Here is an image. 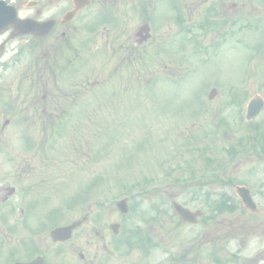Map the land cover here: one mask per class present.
<instances>
[{"label": "rangeland", "instance_id": "obj_1", "mask_svg": "<svg viewBox=\"0 0 264 264\" xmlns=\"http://www.w3.org/2000/svg\"><path fill=\"white\" fill-rule=\"evenodd\" d=\"M263 16L264 12H238L237 21H241L240 19H261ZM258 35V32H254L246 38V42L250 43L248 44L250 47L236 44L232 50H226L222 54V57L221 53H218V55L213 54V60L207 61L203 68L198 69V71H203L201 74L199 72H197L198 74L189 72L197 71L195 69L201 67L203 63L200 62L199 56L194 55L192 50H188L189 61L188 63H182L179 68L184 72L187 70L190 76L185 79L184 84L179 85H175L173 81L178 79L182 74L174 76L156 74L153 77L158 80L156 84L151 85L149 82V86L141 84L140 87L138 84L132 85L129 82L132 83L131 80L135 74L132 70L127 69L116 70L117 74L110 76L105 82H102L103 77H106V72H103V76L101 75L100 71L103 70V61H101L99 55H95L93 69L94 73H97V76L85 71L78 78L84 79L85 76L90 77L88 82L95 78L100 84L94 87V92L91 95L88 93V89L78 93V90L75 92L73 89L72 94L77 93L73 101L74 110L78 112L86 109L89 112H94L100 108L101 110L98 113H101L98 120L89 116L72 117V122L74 123L69 124H74V127L78 123H84L79 131L81 135L80 133H76V135L82 136L81 141L77 140L79 136L72 139V133L66 131L63 137L58 140L57 154L48 157L50 160H47L45 155L36 154V156H31L29 152L25 153L24 157L28 159L29 163L33 161L32 165L36 168L39 167L45 171L52 169V174L55 178L61 176V180L57 179L58 189L61 185L60 181L62 183L70 181L68 175L71 174L72 200L75 198V195L85 190L84 181H87L89 177H93V175L98 174L101 170H112L108 173L102 171V176L104 178L107 176L113 177V181L107 180L106 184H100V189H95L92 183L88 185L89 188L86 190V193L89 195V198L83 204L72 207L73 217H77L85 212L98 213L104 209L103 212L106 214L104 217L110 220L114 218L116 213L115 202L123 196L128 198L129 211L126 219L132 225L138 223L135 214L137 212L148 211L151 202L153 203L156 200L162 211L166 213H171L170 206L173 200L184 204V206L191 210L199 208L203 212L210 213L207 206L208 200L204 193L207 189L205 188L204 192L198 193L196 185L200 186L202 184L201 181L205 174L206 166L211 162V158L215 154L221 155L222 145L228 146L231 142H236L240 139L246 142L249 140V135L247 134L249 126L247 123L250 122H246L244 118H242L244 121L238 119L236 123H232L233 126L235 125L236 128L234 129L236 131H230L222 138L216 132L218 131L217 121L220 116L228 117L229 120L234 115L235 109H227L226 107L230 98L233 97L231 93L229 94L230 79L243 82L241 76L245 75L244 72L248 67L249 56L259 51L258 47L256 49L251 47L253 42L259 40ZM239 36L242 35H238L237 39ZM108 55L110 56V53ZM108 62H110L111 66H115L117 62L121 61L109 58ZM171 64L173 67H177L174 61ZM32 67L31 62L24 66L25 73L28 76L27 84L39 82L37 81L36 74H30ZM249 68L252 71H259L257 73L262 72L261 69H263L259 61L252 60ZM259 76L264 77V75ZM9 78L11 80L19 78V76L16 77L14 74H11ZM149 78L148 75L142 72V81H146ZM44 82L60 84L66 81H62L58 77L53 79L52 76L49 78L45 76ZM247 82L249 83L250 80ZM252 85L253 87L248 92V95L261 94L262 89L259 87V83H256V79L252 81ZM177 86H182L183 88H177ZM211 87L218 89V97L213 101H208L207 94ZM145 88L149 90L148 96L152 100L156 92L160 100L157 101L155 99L152 102L149 97L142 98L141 93ZM199 90L200 99L198 100L196 94L199 93ZM151 92H155L154 95L152 93L153 98L151 97ZM94 96L97 98L94 99ZM199 101L202 107H199V105L197 108ZM112 105H117L116 108L119 111L117 117H113L114 108ZM104 106L109 107L106 108ZM205 106H208L212 110L213 116L211 118L202 117L208 114L205 113ZM201 109L204 113H200ZM197 112L199 113V118L196 117ZM162 113L165 115H161ZM140 117L142 120H140ZM2 123L3 119L0 118V128ZM143 123H146L147 127L143 126ZM88 125L92 129L95 127L96 130L99 129L98 139L95 138L93 130L85 133ZM103 125H107L105 130L103 129ZM228 125H231L230 122H228ZM41 126L46 128V132L48 130L51 131L50 124L41 125L35 122L32 123L27 131L39 138L38 132ZM147 128L150 129L151 133ZM6 131L14 134V139L17 140V143L22 129L17 125L16 120H13L10 127L5 129ZM86 135L93 139L89 140ZM142 139L145 141L139 144ZM40 141V139H36L33 144L36 152L40 149L37 144ZM263 142L264 139L262 144L256 146L257 154H240L236 159L229 161L225 171L222 170L220 172L221 177L228 178L231 176L237 179V182L231 183L229 186L210 185L209 191L214 194L225 193L227 195H234L233 186L236 184H245L247 186L246 180L252 170V176L249 177L248 181L255 188V191H253L255 199L261 205L260 182L262 177V160L260 154L262 153ZM138 144L139 151L137 154L141 158V163L134 164L129 170L128 175L133 181L136 179L142 181L144 177L159 175L160 178L158 180H146L149 187H151L150 190L153 192L151 194L155 199L149 197L146 191L137 193L138 190H135V199L131 201V197L124 194L121 185L118 183V180L123 178V170L130 165L126 160L134 153ZM79 146L82 148H78ZM103 152L106 155L110 154L108 157L102 158ZM85 166L88 167L86 168ZM176 166L182 168L179 178H176V176L173 178V175L169 176V173L166 174L171 167ZM113 171L117 172L118 176H120L119 179L116 178V174ZM45 173L51 172L47 171ZM59 195H61L60 189ZM97 203H99L100 207H97ZM170 216H165V221L171 224L173 220L167 219ZM222 222V231L225 232L227 225H225L224 221ZM187 227L186 231L180 233L189 240L196 239L197 234L200 233V226ZM247 251L252 252L251 249Z\"/></svg>", "mask_w": 264, "mask_h": 264}, {"label": "flooded vegetation", "instance_id": "obj_2", "mask_svg": "<svg viewBox=\"0 0 264 264\" xmlns=\"http://www.w3.org/2000/svg\"><path fill=\"white\" fill-rule=\"evenodd\" d=\"M173 0H0V80L12 69L13 62L23 61L29 40L37 43L53 42L65 37L72 29V39L101 38L121 41L124 34L133 58L141 54L159 53L165 57L171 50L167 25ZM226 0H215L225 7ZM72 11V14L68 13ZM143 21L141 22V20ZM53 21L43 36L21 33L23 22L30 27H45ZM142 24L150 29V38L142 43L145 35L134 36L131 24ZM128 25V28L125 26ZM123 26V27H122ZM42 28V29H43ZM126 28V29H125ZM136 28V26H135ZM123 29V30H122ZM20 33V34H18ZM70 39V37H68ZM130 40L134 43L130 45ZM150 41V42H149ZM149 42V43H148ZM148 43V44H147ZM0 83V91H6ZM45 94L42 95L45 98ZM11 166V165H8ZM28 170H12L0 164V264L28 262L41 258L47 264H170V260L124 259L120 244L106 227H83L64 234L59 240L50 237L51 230L44 225V216L34 211L27 191ZM26 186H25V185ZM35 187V185H33ZM264 188V185L262 186ZM72 209V207H71ZM253 227L254 237L260 236L264 264V190L262 210L242 221ZM69 224H72V216ZM249 231L239 235L241 247L247 241ZM240 253L237 246L230 248L221 259L220 235L215 236L213 264H235ZM259 260H254L257 263ZM182 262L177 260V263Z\"/></svg>", "mask_w": 264, "mask_h": 264}, {"label": "water", "instance_id": "obj_3", "mask_svg": "<svg viewBox=\"0 0 264 264\" xmlns=\"http://www.w3.org/2000/svg\"><path fill=\"white\" fill-rule=\"evenodd\" d=\"M175 207H176L177 211H179L180 213H182V214H188V212L186 210L180 208L179 206L175 205Z\"/></svg>", "mask_w": 264, "mask_h": 264}]
</instances>
